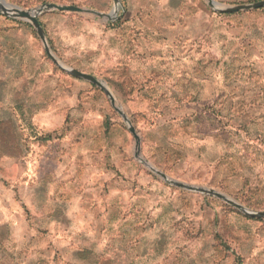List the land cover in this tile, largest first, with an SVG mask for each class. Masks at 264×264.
Masks as SVG:
<instances>
[{
  "label": "rangeland",
  "instance_id": "rangeland-1",
  "mask_svg": "<svg viewBox=\"0 0 264 264\" xmlns=\"http://www.w3.org/2000/svg\"><path fill=\"white\" fill-rule=\"evenodd\" d=\"M4 1L88 10L37 19L115 102L0 11V264H264V218L158 174L264 211V6Z\"/></svg>",
  "mask_w": 264,
  "mask_h": 264
},
{
  "label": "water",
  "instance_id": "water-1",
  "mask_svg": "<svg viewBox=\"0 0 264 264\" xmlns=\"http://www.w3.org/2000/svg\"><path fill=\"white\" fill-rule=\"evenodd\" d=\"M113 1L115 3L118 2V0H113ZM208 4L211 7H214V8H216L222 12H237V11L250 10V9L262 7V6H264V0L257 2V3L237 4V5H233V6H227V5H223V4H221L217 1H214V0H208ZM113 9H114V7H113ZM113 9L110 11L109 14H105V16H107L109 18L113 17L115 14V11ZM50 10H58V11L73 10V11H77V12L88 11L86 9L76 7V6L60 5V4L48 3V2L43 3L39 6H35L33 8L24 9V8H21V7L16 6V5H10V4L6 3L4 0H0V11L1 12H3L6 15H10L13 17H19V18L26 19V20L30 21V23L33 25V27L35 28V30L39 36V39L43 45L45 53L54 63H56L57 65L62 67L65 71H67L71 75L82 78V79L87 80L91 83H94L95 85H97L98 87L103 89L108 94L112 105H114V102H115L114 97L112 96V94L110 93V91L108 90V88L106 87V85L102 81L98 80L96 77H94L88 73L81 72V71L63 66L61 64V62L51 52V49L48 45L44 31H43V29H42V27H41V25L37 19L39 14H41L42 12H45V11H50ZM115 108L123 116V118L127 121L125 114L119 108H117V107H115ZM127 123L129 125V130L131 131V133L134 135V137L136 139L137 148H138L139 141H138V136L136 134V131H135L134 127L132 125H130L129 121ZM158 174L163 179L170 182L174 186H177V187H180V188H183L186 190L197 191V192H201L204 194L214 195V196H216L222 200L227 201L228 203H230L231 205H233L234 207H236L237 209L241 210L242 212H244L245 214H247L249 216L257 217V218H264V211H258V210L255 211V210L247 209L246 207L235 202L234 200L230 199L226 195L219 193L213 189L194 186V185L187 184L184 182L172 180V179H169L164 173H161V172H158Z\"/></svg>",
  "mask_w": 264,
  "mask_h": 264
},
{
  "label": "bare ground",
  "instance_id": "bare-ground-1",
  "mask_svg": "<svg viewBox=\"0 0 264 264\" xmlns=\"http://www.w3.org/2000/svg\"><path fill=\"white\" fill-rule=\"evenodd\" d=\"M62 64V63H61ZM63 65V64H62ZM64 66V65H63Z\"/></svg>",
  "mask_w": 264,
  "mask_h": 264
}]
</instances>
